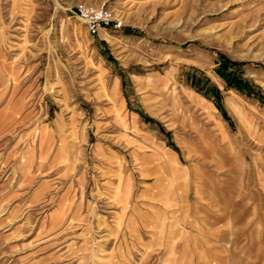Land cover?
Masks as SVG:
<instances>
[{
	"label": "rangeland",
	"instance_id": "1",
	"mask_svg": "<svg viewBox=\"0 0 264 264\" xmlns=\"http://www.w3.org/2000/svg\"><path fill=\"white\" fill-rule=\"evenodd\" d=\"M221 56L264 96V0H0V264H264V100Z\"/></svg>",
	"mask_w": 264,
	"mask_h": 264
},
{
	"label": "built area",
	"instance_id": "2",
	"mask_svg": "<svg viewBox=\"0 0 264 264\" xmlns=\"http://www.w3.org/2000/svg\"><path fill=\"white\" fill-rule=\"evenodd\" d=\"M75 11L76 16L86 24L92 36H98L101 30L108 31L111 28L120 30L124 27V23L104 7L80 3L75 6Z\"/></svg>",
	"mask_w": 264,
	"mask_h": 264
},
{
	"label": "trees",
	"instance_id": "3",
	"mask_svg": "<svg viewBox=\"0 0 264 264\" xmlns=\"http://www.w3.org/2000/svg\"><path fill=\"white\" fill-rule=\"evenodd\" d=\"M241 64L232 62L226 57L221 56V60L219 61V68L217 70L218 75L220 78H222L229 89L235 88L240 92L245 93L248 96H254L257 95L258 98H261V100H264V96L258 95L261 93L259 89H255L254 85H252L249 81L241 79L240 76L237 74L236 70L233 68L239 67ZM200 83V80H196L194 78L191 79V85L193 87H197V85ZM216 94H219L216 92ZM216 105L219 108V110L223 111L222 102L220 100L219 95H216ZM226 115V114H225Z\"/></svg>",
	"mask_w": 264,
	"mask_h": 264
},
{
	"label": "crops",
	"instance_id": "4",
	"mask_svg": "<svg viewBox=\"0 0 264 264\" xmlns=\"http://www.w3.org/2000/svg\"><path fill=\"white\" fill-rule=\"evenodd\" d=\"M203 100H204V99H203ZM166 159H167V158H166ZM166 159H165V162H166L167 164H169V165H170V164H172V165L174 164V167H175L176 161H174V160L172 161V160H170V159H167V160H166ZM176 169H177V170H176V171H177V175H179L180 178L187 179V177H188L187 172H184V171L181 172L180 167H179L177 164H176Z\"/></svg>",
	"mask_w": 264,
	"mask_h": 264
},
{
	"label": "bare ground",
	"instance_id": "5",
	"mask_svg": "<svg viewBox=\"0 0 264 264\" xmlns=\"http://www.w3.org/2000/svg\"><path fill=\"white\" fill-rule=\"evenodd\" d=\"M108 39H109V41H111L110 37Z\"/></svg>",
	"mask_w": 264,
	"mask_h": 264
}]
</instances>
